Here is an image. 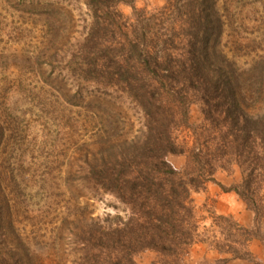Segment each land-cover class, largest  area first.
I'll use <instances>...</instances> for the list:
<instances>
[{"label": "trees", "instance_id": "trees-1", "mask_svg": "<svg viewBox=\"0 0 264 264\" xmlns=\"http://www.w3.org/2000/svg\"><path fill=\"white\" fill-rule=\"evenodd\" d=\"M88 2L96 22L84 46L82 80L128 101L143 126L131 138L115 130L91 151L87 144L81 181L100 199L113 198L115 213L95 217L88 203L64 220L80 253L77 264H137L135 256L147 250L159 254L156 264H185L198 240L191 192L217 183L218 169L234 167L242 183L232 191L253 212L254 227L224 218L230 234L216 249L252 259L249 243L264 244V40L243 39L227 51L219 0H165L153 11L138 10L137 0ZM121 5L133 15L126 17ZM196 104L205 119L197 128L188 122ZM179 123L195 135L191 148L174 137ZM170 155H188L193 165L179 171ZM62 239L58 230L56 244ZM4 247L0 264H42L11 221Z\"/></svg>", "mask_w": 264, "mask_h": 264}, {"label": "rangeland", "instance_id": "rangeland-1", "mask_svg": "<svg viewBox=\"0 0 264 264\" xmlns=\"http://www.w3.org/2000/svg\"><path fill=\"white\" fill-rule=\"evenodd\" d=\"M88 1L0 0V252L11 221L42 264L78 263L80 253L64 223L72 211L89 203L95 217L115 213L109 206L113 198L100 199L81 181L87 174V144L91 151L93 143L115 136V130L131 138L143 126L142 116L130 111L128 101L118 99L116 93L107 97L82 80L84 46L96 22ZM218 4L227 25V51L243 39L264 40V0H219ZM163 6L165 0L136 3L138 10ZM119 9L126 17L133 15L130 6ZM188 122L195 128L205 124L200 105L192 106ZM174 137L179 146L189 148L196 139L181 123ZM168 161L182 172L193 165L188 155H170ZM215 180L191 192L198 240L183 263L215 264L227 259V264H264V244L258 239L248 245L252 259H233L217 251V244L227 243L230 234L224 218L251 229L255 216L232 191L242 183L238 167L218 169ZM58 230L64 239L56 244ZM159 258L147 250L135 261L156 264Z\"/></svg>", "mask_w": 264, "mask_h": 264}]
</instances>
